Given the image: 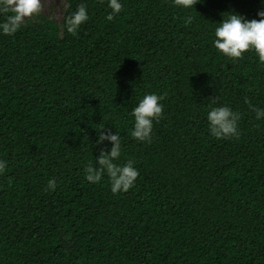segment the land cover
<instances>
[{
  "label": "trees",
  "instance_id": "1",
  "mask_svg": "<svg viewBox=\"0 0 264 264\" xmlns=\"http://www.w3.org/2000/svg\"><path fill=\"white\" fill-rule=\"evenodd\" d=\"M121 3L108 21L107 0H66L60 23L0 35V264H264V64L212 45L231 12L259 19L260 0ZM80 4L89 18L69 33ZM147 93L163 111L145 143L130 131ZM221 105L238 135L209 133ZM102 127L121 138L115 163L138 170L125 192L85 179L110 147Z\"/></svg>",
  "mask_w": 264,
  "mask_h": 264
},
{
  "label": "clouds",
  "instance_id": "2",
  "mask_svg": "<svg viewBox=\"0 0 264 264\" xmlns=\"http://www.w3.org/2000/svg\"><path fill=\"white\" fill-rule=\"evenodd\" d=\"M203 0H172L174 6L183 9H192ZM261 9L256 12L259 19H245L243 16L231 12L215 27L212 39L213 47L221 55L236 60L242 58L246 52H252L258 62L264 64V0H260ZM70 7L66 4L65 8ZM107 7L111 11L106 20L111 21L122 10L121 0H107ZM41 10V0H0V14L5 19L0 22V35H14L22 26L30 21ZM88 11L84 4H80L75 11L65 17L63 27L67 32L75 33L79 26L88 20ZM191 18H189L190 20ZM162 97L156 93H147L132 109L133 124L130 135L136 141L150 142L153 122L161 118L163 105L159 102ZM244 102L249 103L244 97ZM257 120L264 119V108L252 106ZM240 114L234 112L229 106L221 105L211 107L206 114L209 133L216 138H229L238 135V121ZM108 141L110 147L105 151L100 148L95 157V166L91 163L85 169V179L90 183H97L102 175L109 178L110 191L113 194L125 192L130 189L138 176V170L132 161L123 165L115 163L121 155V138L111 128L104 127L98 132L96 145ZM6 168V161L0 160V173ZM56 188L55 179H49L44 191H53Z\"/></svg>",
  "mask_w": 264,
  "mask_h": 264
},
{
  "label": "rangeland",
  "instance_id": "3",
  "mask_svg": "<svg viewBox=\"0 0 264 264\" xmlns=\"http://www.w3.org/2000/svg\"><path fill=\"white\" fill-rule=\"evenodd\" d=\"M66 0H41V10L30 21L38 23L42 19L61 22Z\"/></svg>",
  "mask_w": 264,
  "mask_h": 264
}]
</instances>
